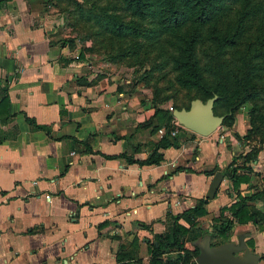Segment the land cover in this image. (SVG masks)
<instances>
[{
  "label": "crops",
  "instance_id": "crops-1",
  "mask_svg": "<svg viewBox=\"0 0 264 264\" xmlns=\"http://www.w3.org/2000/svg\"><path fill=\"white\" fill-rule=\"evenodd\" d=\"M41 3L0 0V91L9 114L0 119V264L145 260L154 235L205 197L219 169L214 195L192 221L217 239L212 223L227 212L220 207L248 194V161L235 160L248 140L227 127L199 134L173 118L169 130L157 125L147 95L101 74L40 13ZM172 135L177 143L165 144ZM154 147L158 162H138ZM228 165L247 179L234 186ZM256 226L235 221L228 238L244 232L246 244L264 252V228ZM196 237L183 245L195 246Z\"/></svg>",
  "mask_w": 264,
  "mask_h": 264
},
{
  "label": "trees",
  "instance_id": "trees-1",
  "mask_svg": "<svg viewBox=\"0 0 264 264\" xmlns=\"http://www.w3.org/2000/svg\"><path fill=\"white\" fill-rule=\"evenodd\" d=\"M86 1H89V8L85 11L80 7L81 15L94 23L96 32L109 33L116 37L110 38L109 43L110 49L120 50L117 56L135 54L143 46L136 37H148L150 40L147 42H150L147 44L156 46V58L163 57L160 64L158 62L154 64L156 68L162 70L155 81L156 86L162 84L164 89L170 90L169 92H174L179 85L194 88L193 92L185 90L188 103L193 97L204 100L216 93L212 109L214 113H224L221 121L229 118L248 96L260 93L264 95V73L261 70L264 63L260 62L264 57V31H256L253 36L248 37L243 50L237 54L242 77L237 78L229 74V66L225 59L226 51L237 45L244 36L248 22L264 13V0H119L121 5L116 0H103L102 2H105L103 4H98L100 2L96 0ZM116 4L126 9L129 16L123 18L117 11L119 8ZM252 28L263 27L254 24ZM164 34H169L167 44H163L162 41V38L167 36ZM104 44L102 38H99V45ZM69 45L71 46L70 43ZM147 49L151 50L149 46ZM249 76H253L255 82H249ZM7 103L8 97L3 89L0 91L1 120L9 116ZM188 103L172 105L179 108L187 107ZM153 105L157 125L169 124L173 118L171 110L167 115L165 109L158 107L154 102ZM218 106L224 110L218 111ZM252 120V118L249 120L250 123ZM247 133L248 128L243 138L247 139ZM165 140V144L177 143L175 135ZM257 152L258 149L254 153L250 152V155H254L255 159ZM240 155L243 161L251 158L248 150ZM161 158V152L154 147L138 162H158ZM237 166L228 165L223 170V173L232 178L234 186L240 180L247 179L245 170L242 174L236 173ZM242 166L248 170L249 180L250 166L244 164ZM261 177L264 181V174ZM251 197L252 195L241 194L230 204L220 207V213H223L224 209L227 212L212 223L213 233L218 236L212 240L213 243L228 239L235 221L251 220L258 228H264V212L248 202ZM206 199L207 197L198 198L193 205L171 216L166 230L154 235L156 241H152L148 247V258L141 260L138 257L132 264H197L194 256L198 248L196 246L188 248L183 242L188 237L193 238L205 232L202 228L192 226V221L194 215L204 211L202 203ZM179 218L187 225L182 224ZM172 249H182L183 252L166 258L161 255L162 252ZM260 257L264 259V252H261Z\"/></svg>",
  "mask_w": 264,
  "mask_h": 264
},
{
  "label": "rangeland",
  "instance_id": "rangeland-1",
  "mask_svg": "<svg viewBox=\"0 0 264 264\" xmlns=\"http://www.w3.org/2000/svg\"><path fill=\"white\" fill-rule=\"evenodd\" d=\"M96 1L100 2L98 4L105 3L102 2L103 0ZM116 2L119 3V0H116ZM119 4H116L119 8L117 11L121 13L123 18L128 17L129 12ZM80 7H83L86 11L89 8V1L42 0L40 13L48 19L50 24L54 25V28L61 33L62 38L71 44V47H77L79 52L87 53L101 74L112 77L119 85L125 84L128 88L138 90L143 95H147V99L151 103L154 102L165 109V114H170V109L166 106L167 103H188L185 90L193 92L194 88L179 85L174 92H169L170 90L164 89V85L162 84L156 86L155 81L162 70L156 68L154 64L155 62L160 64L163 61V57L159 56L156 58V46L147 44L150 42H147V40H150L148 37H136L143 46L135 54L124 55L122 57L117 56L120 50L110 49L109 43L110 38L116 37H112L109 33L100 34L96 32L94 23L86 20L81 15ZM254 24H260L263 28H252ZM256 31H264V13L259 14L256 18H252L248 22V27L245 29V34L240 39V42L226 51L225 59L229 66V74L237 78L239 76L242 77V73L238 67L237 54L243 50L246 39L253 36ZM168 35L162 38L163 44H167ZM99 38H102L105 42L104 46L99 45ZM148 46L151 50L147 49ZM260 62L264 63V57L260 59ZM142 70H146V74ZM261 70L264 73V68ZM249 82H255L253 76H249ZM217 110L223 111L224 108L218 106ZM251 118L253 120L250 123L249 120ZM168 123L165 126L166 130L174 125L170 124V121ZM236 126H238L237 129ZM226 127L237 138H243V134L248 128V155H250V152L254 153L257 149L258 151H262L257 158L254 159V155H250L251 158L248 160V166H250L248 195H252L248 202L264 212V181L261 177L264 174V95L260 93L245 98L234 110L233 114L224 121H221L215 129L218 132L221 128ZM238 130H243L242 134H239ZM237 153L241 154V150ZM240 154L236 155V161L242 160ZM255 228H258V226ZM257 264H264V259L260 257Z\"/></svg>",
  "mask_w": 264,
  "mask_h": 264
},
{
  "label": "water",
  "instance_id": "water-1",
  "mask_svg": "<svg viewBox=\"0 0 264 264\" xmlns=\"http://www.w3.org/2000/svg\"><path fill=\"white\" fill-rule=\"evenodd\" d=\"M216 97V93L204 100L193 97L187 107H174L171 114L183 126L199 134H208L221 123L224 116V113L213 112ZM222 176L221 170L214 171L204 192L205 197L214 195ZM192 243L198 248L194 256L197 264H257L261 254L246 244L244 232H240L236 240L228 238L218 243H213L210 234L205 232L192 239Z\"/></svg>",
  "mask_w": 264,
  "mask_h": 264
},
{
  "label": "built area",
  "instance_id": "built-area-1",
  "mask_svg": "<svg viewBox=\"0 0 264 264\" xmlns=\"http://www.w3.org/2000/svg\"><path fill=\"white\" fill-rule=\"evenodd\" d=\"M166 106H167L170 110H172V109L174 108L173 105H172L171 103H167ZM173 117H174V116H173ZM173 120H174L177 124H179V125L181 124V123H179V122L176 120L175 117L173 118ZM170 131H171V133H173V132H175V129H171Z\"/></svg>",
  "mask_w": 264,
  "mask_h": 264
}]
</instances>
